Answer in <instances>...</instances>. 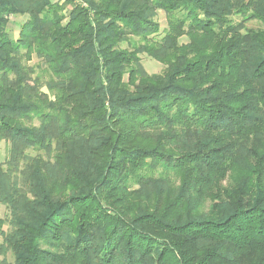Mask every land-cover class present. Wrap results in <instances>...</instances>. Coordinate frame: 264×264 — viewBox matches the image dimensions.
<instances>
[{"label":"trees","instance_id":"1","mask_svg":"<svg viewBox=\"0 0 264 264\" xmlns=\"http://www.w3.org/2000/svg\"><path fill=\"white\" fill-rule=\"evenodd\" d=\"M0 142V264H264V0H0Z\"/></svg>","mask_w":264,"mask_h":264},{"label":"rangeland","instance_id":"2","mask_svg":"<svg viewBox=\"0 0 264 264\" xmlns=\"http://www.w3.org/2000/svg\"><path fill=\"white\" fill-rule=\"evenodd\" d=\"M54 2H58L59 0H53ZM26 20V17H12L10 24H9V30L10 33L12 34L13 37L17 38L19 36V31H20V27L22 25V23H24ZM158 22L161 25V29H162V35H164L166 29H167V19H166V15L164 12L160 11L158 18H157ZM187 39L183 38L182 42H186ZM123 47H126V45ZM38 62L37 58H34L31 62H29V65H34ZM142 62L144 65V68L146 69V71L149 74H158L161 73L163 70V65L160 64L159 62L151 59L150 57L146 56V55H142ZM44 91H46V89L44 88ZM0 164L4 162L5 158H6V152H7V146L5 142H0ZM34 154V153H33ZM6 211L5 208H2V216L5 217ZM8 227H5V230H7ZM1 241V238H0ZM10 261L13 260L12 256H9ZM2 260V257L0 256V261Z\"/></svg>","mask_w":264,"mask_h":264}]
</instances>
